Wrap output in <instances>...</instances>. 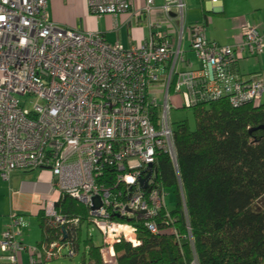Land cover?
Masks as SVG:
<instances>
[{
  "label": "built area",
  "instance_id": "built-area-1",
  "mask_svg": "<svg viewBox=\"0 0 264 264\" xmlns=\"http://www.w3.org/2000/svg\"><path fill=\"white\" fill-rule=\"evenodd\" d=\"M49 3L0 0V177L10 182L16 174L49 170L54 178L47 196L55 200L46 202L43 211L59 229L60 240L31 250L28 264L77 258L80 221L58 214L56 203L64 198L89 209L97 241L91 228L87 236L114 263L117 244H139L137 229L122 220H144L156 235L152 220L162 211L169 217L170 196L156 188L154 172L148 189L141 181L159 153L177 168L171 97L182 96L187 110L222 96L234 106L259 104L264 81L241 82L232 63L261 57L264 38L245 23L242 43L219 47L194 27L191 52L200 66L195 70L183 50L186 0H162L160 7L156 0H144L149 39L131 49L109 44L99 33L55 24ZM88 7L97 18H117L133 4L88 0ZM184 64L187 71L181 70ZM105 175L112 179L105 182ZM21 226L22 220L12 216L2 233L1 257L7 263L20 264L26 252L18 241Z\"/></svg>",
  "mask_w": 264,
  "mask_h": 264
},
{
  "label": "trees",
  "instance_id": "trees-1",
  "mask_svg": "<svg viewBox=\"0 0 264 264\" xmlns=\"http://www.w3.org/2000/svg\"><path fill=\"white\" fill-rule=\"evenodd\" d=\"M194 27L207 28L205 21ZM237 76L241 82L264 81V72ZM190 111L196 128L188 123L174 128L177 168L164 153L153 165L156 188L173 191L176 199L174 208L168 205L169 217L162 211L152 220L158 234L150 233L144 220H122L137 229L139 244H117L109 263L103 248L87 236L95 224L89 209L69 198L56 203L61 217L80 221L74 249L81 264H264V96L257 105L238 106L222 96ZM110 179L105 175V182ZM19 219L23 229L25 220ZM37 219L41 240L36 248L59 242V229L43 210Z\"/></svg>",
  "mask_w": 264,
  "mask_h": 264
},
{
  "label": "crops",
  "instance_id": "crops-1",
  "mask_svg": "<svg viewBox=\"0 0 264 264\" xmlns=\"http://www.w3.org/2000/svg\"><path fill=\"white\" fill-rule=\"evenodd\" d=\"M156 2L158 7L162 5V0ZM132 4L129 13L117 18H95L89 13L88 0H50L49 13L52 21L61 27L85 33H99L109 44H119L125 49H131L146 43L150 35V19L142 12L144 0H132ZM186 5L183 47L188 33L192 38L193 26L204 21L207 29H211L207 31L209 42L222 47L234 48L242 43V27L245 23L258 28L264 38V0H207L203 3L201 0H187ZM159 16L157 13L153 15L156 19ZM189 49L188 54L192 53L191 44ZM239 62L242 61L238 60L235 71L246 78L248 75L264 72V54L255 60L247 58L246 62ZM53 180L49 170L27 175L16 174L10 182H5L0 177V243L2 233L12 216L23 218L25 223L18 241L26 248V252L19 256L20 264H28L31 250L40 243L39 241L35 246L32 245L39 235L41 238L37 216L46 202L55 200V197L47 196L48 186ZM32 219L37 221L38 229L32 228ZM0 264H6L1 253Z\"/></svg>",
  "mask_w": 264,
  "mask_h": 264
},
{
  "label": "rangeland",
  "instance_id": "rangeland-1",
  "mask_svg": "<svg viewBox=\"0 0 264 264\" xmlns=\"http://www.w3.org/2000/svg\"><path fill=\"white\" fill-rule=\"evenodd\" d=\"M186 3H187V0H186ZM212 28H213V26H212ZM209 30H211V29H207L206 28V30H205L206 36L208 35V32L207 31H209ZM207 38H208V36H207ZM190 39H191V35H190V33H188L187 36H186L187 42L184 44V47H183L184 48L183 50L185 52H189V50H190L189 49ZM187 57H188V59H190L191 65L193 67H196L195 70L200 69V66H198L199 62H198L196 56L193 53H189ZM258 58H261V57L248 58V60H251V59L252 60H255V59H258ZM246 60L247 59L241 60L242 62H239V63L240 64L241 63H244V62H246ZM195 65H197V66H195ZM186 67H187L186 64L182 65L181 70L182 71H187V68ZM23 102H24V100L22 99V103ZM171 105H172V108H173L172 109V114H171V121H172V123L174 125V128L177 125L181 124V123H188L189 127L191 128V130H194L196 128V122H195V118H194L193 112L190 111V110H186L185 109L184 101H183L182 96L173 95L171 97ZM69 166L73 169V167L75 166V161H72L71 165H69ZM168 194L170 195V199H169L168 205H169V208L171 210V208H174L175 207L176 199H175V196H174L173 191L169 190L168 191ZM31 225H32V228H37L38 229V224H37V221L35 219H32L31 220ZM90 230L91 231L93 230V233L95 235V239L97 241V237H96L97 230H98L97 227L94 226ZM40 240H41V238H40V235H39L38 238H37V240L34 241V243L32 245L35 246V244L37 242H39ZM0 253H1V251H0ZM55 264H81V260H80V257H78V258L73 259V260L66 259V260L57 262Z\"/></svg>",
  "mask_w": 264,
  "mask_h": 264
},
{
  "label": "water",
  "instance_id": "water-1",
  "mask_svg": "<svg viewBox=\"0 0 264 264\" xmlns=\"http://www.w3.org/2000/svg\"><path fill=\"white\" fill-rule=\"evenodd\" d=\"M152 175H153V167L150 166L148 171H147V178L145 180L141 181V187L144 190L148 189V183H149L150 179L152 178ZM94 206H95V208H94L95 210H98L101 208V204H100L99 199L94 200Z\"/></svg>",
  "mask_w": 264,
  "mask_h": 264
},
{
  "label": "clouds",
  "instance_id": "clouds-1",
  "mask_svg": "<svg viewBox=\"0 0 264 264\" xmlns=\"http://www.w3.org/2000/svg\"><path fill=\"white\" fill-rule=\"evenodd\" d=\"M4 18L3 17H0V20H3Z\"/></svg>",
  "mask_w": 264,
  "mask_h": 264
}]
</instances>
